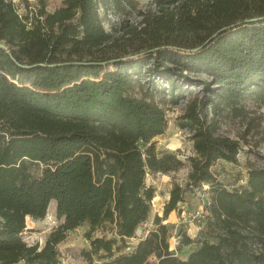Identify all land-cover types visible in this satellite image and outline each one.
Segmentation results:
<instances>
[{
  "label": "trees",
  "instance_id": "trees-1",
  "mask_svg": "<svg viewBox=\"0 0 264 264\" xmlns=\"http://www.w3.org/2000/svg\"><path fill=\"white\" fill-rule=\"evenodd\" d=\"M36 1L35 8L20 0L21 14L13 0H0L7 46L0 47V264H60L58 246L84 223L91 226L88 264H264V169L251 168L238 189L218 183L211 168L237 163L239 143L216 134L203 102L190 105L183 126L195 150L190 185L212 188L211 238L206 229L195 239L181 230L177 251L193 252L181 259L170 250L162 223L185 192L175 186L156 228L123 253L152 213L155 189L146 176L184 166L177 155L157 152L166 112L153 97L134 96L135 83L153 61L148 73L168 83L174 102L183 85L197 82L213 94V115L247 100L264 105V0H150L155 13L139 12L146 28L135 36L149 52L125 62L103 54L111 37L100 8L136 9L137 0H63L53 12ZM52 201L60 224L43 247L28 246L26 218L44 220ZM104 225L115 238H92Z\"/></svg>",
  "mask_w": 264,
  "mask_h": 264
},
{
  "label": "rangeland",
  "instance_id": "rangeland-1",
  "mask_svg": "<svg viewBox=\"0 0 264 264\" xmlns=\"http://www.w3.org/2000/svg\"><path fill=\"white\" fill-rule=\"evenodd\" d=\"M20 7V13L24 14L23 6L20 0H13ZM48 11L53 12L61 6L63 0H46ZM138 7L136 9L110 6L108 9L100 8V18L103 22L106 32L111 37L110 46L104 51V55L117 58L120 62H125L129 58L137 59L146 56L149 52V45L142 38H135L136 34L142 32L146 28L143 17L139 12L155 13V7L150 0H137ZM33 7H37L36 0H30ZM150 11V12H149ZM152 61L149 66L145 67L139 81L135 83L133 95L137 98L143 96L153 97V99L165 112L167 117V130L164 135L157 137L156 148L159 155L164 153H173L179 157L184 166L170 174H149L146 176V185L155 189V197L151 203L152 213L148 221L142 224L134 238L127 240V247L123 253H131L140 240L144 239L150 231L156 228L154 224L155 216L164 217L165 205L170 200V192L175 186L181 187L184 192V199L177 206L169 217L162 223L166 225L170 231V250L173 249L174 237H180V231L195 239L199 232L190 225L184 223L181 219L182 210L194 211L198 210L202 204V199L207 197L212 199V188L210 185L208 190L195 188L191 186L189 174L191 172L190 157L195 156L194 143L192 140V132L183 125L186 121L183 119L191 104L203 102L202 116L208 124H211L216 134L229 138L239 143V153L237 155V163H229L223 160L218 161L211 168L218 183L224 185L229 190L244 187L248 180V171L251 168L264 169V105L254 100H247L235 109H223L218 115L211 112L210 103L214 99L213 94L204 90L197 82L189 85H183V95L174 102L172 94L176 92L169 88L167 82L159 80L157 77L150 75L148 72L153 68ZM113 65L103 66L99 71L102 76L104 70L113 69ZM193 80H208L206 76H195L192 74ZM177 85H181L178 83ZM214 88V86L212 87ZM163 90L165 95H156L154 90ZM155 96V97H154ZM42 166L34 167V171L40 173ZM207 186V185H205ZM204 195V196H203ZM209 219H202L199 225L201 229H206L203 237H210ZM60 224L57 219L55 202H51L47 216L44 220L35 221L26 218V229L23 233V239L28 246L38 244L40 247L45 245L48 235ZM91 230L89 223H84L78 229L71 231L67 239L58 246L60 253V264H88L83 257V251L91 249L90 240L87 233ZM114 227L104 225L91 233L92 238L114 239ZM181 240V238H180ZM260 250V246L255 247ZM194 250L193 246L182 247L181 251H177L176 256L186 259ZM258 250V251H259Z\"/></svg>",
  "mask_w": 264,
  "mask_h": 264
},
{
  "label": "built area",
  "instance_id": "built-area-1",
  "mask_svg": "<svg viewBox=\"0 0 264 264\" xmlns=\"http://www.w3.org/2000/svg\"><path fill=\"white\" fill-rule=\"evenodd\" d=\"M203 186H204L205 191L209 189L208 185L207 186L203 185ZM202 200H203L202 204L198 210H194V211L182 210L181 212L182 221L190 225L192 229L194 228L199 233L202 230L201 229L202 225H199L202 219H210L212 217V214H211L212 199L207 197L206 199H202ZM180 238L181 237H177V236L174 237V245H173L174 249L173 250L176 253H177V248L180 244Z\"/></svg>",
  "mask_w": 264,
  "mask_h": 264
},
{
  "label": "water",
  "instance_id": "water-1",
  "mask_svg": "<svg viewBox=\"0 0 264 264\" xmlns=\"http://www.w3.org/2000/svg\"><path fill=\"white\" fill-rule=\"evenodd\" d=\"M0 47L7 50V46H5L4 44L0 43Z\"/></svg>",
  "mask_w": 264,
  "mask_h": 264
},
{
  "label": "crops",
  "instance_id": "crops-1",
  "mask_svg": "<svg viewBox=\"0 0 264 264\" xmlns=\"http://www.w3.org/2000/svg\"><path fill=\"white\" fill-rule=\"evenodd\" d=\"M52 202H55V210H56V206H57L56 201H52Z\"/></svg>",
  "mask_w": 264,
  "mask_h": 264
}]
</instances>
